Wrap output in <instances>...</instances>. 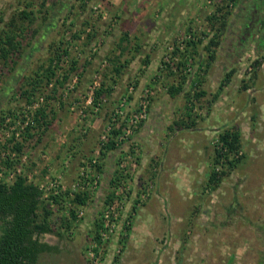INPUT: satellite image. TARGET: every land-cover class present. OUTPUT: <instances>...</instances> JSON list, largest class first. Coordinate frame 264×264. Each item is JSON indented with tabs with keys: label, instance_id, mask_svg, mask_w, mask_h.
Returning a JSON list of instances; mask_svg holds the SVG:
<instances>
[{
	"label": "rangeland",
	"instance_id": "1",
	"mask_svg": "<svg viewBox=\"0 0 264 264\" xmlns=\"http://www.w3.org/2000/svg\"><path fill=\"white\" fill-rule=\"evenodd\" d=\"M27 1L0 0V32ZM46 1L33 0L32 28L20 20L16 24L24 29L22 58H15L16 64L0 60V183L12 184L26 174L29 184L43 190L57 222L69 212L49 199L54 192L67 209L75 194L91 197L70 231L58 226L63 237H34L58 249L39 264H89L94 242L100 244V264H126L136 257L138 264H258L264 255V0L233 4L229 30L211 52L206 47L214 31L205 20L230 0H48L46 9L54 11L45 33L35 36ZM93 29L97 34L89 41ZM125 31L131 45H140L134 58L128 43L127 51L119 49ZM191 36L203 41L193 50ZM54 43L69 54L55 63L57 79L63 80L71 62L77 61L78 71L53 100L46 97L54 95L56 81L28 103L21 92L28 69L49 63ZM110 54L131 61L112 96L94 106L102 84H113ZM186 60L180 74L176 66ZM182 76L185 91L173 99L168 88ZM199 92L204 95L195 97ZM46 103L48 124L31 129L37 127L35 112ZM124 123L119 150L104 165L99 141L107 142L113 124ZM229 129L241 132L244 158L215 188L210 174L224 169L213 165L216 141ZM18 143L20 154L14 150ZM8 156L18 159L13 169L3 163ZM117 171L124 174L121 182ZM109 207L117 209L116 229L101 244L96 233L101 237ZM149 221H156L150 231Z\"/></svg>",
	"mask_w": 264,
	"mask_h": 264
},
{
	"label": "trees",
	"instance_id": "2",
	"mask_svg": "<svg viewBox=\"0 0 264 264\" xmlns=\"http://www.w3.org/2000/svg\"><path fill=\"white\" fill-rule=\"evenodd\" d=\"M47 1L42 5V11H40V13L44 17H42L40 29L34 33L35 36L38 35L39 32L41 33V31L47 26V16L51 14V10L54 11V9H46ZM238 1L239 0H230L224 4H218L214 13L205 20L210 29L214 31V35L209 41V45L206 47L207 51L211 52L212 49L215 50L221 45L225 38L224 35L230 27L228 21L233 15V10L231 7ZM33 5V0H28L26 8L18 15V17H13L11 21L7 23L6 29L0 32V60H4L6 63L13 60L14 64H16L15 58H22L18 57L22 54L23 47V44L19 38L22 37L24 29L15 27L18 20H20L22 22H26L29 28H32L35 20L33 17L35 12L30 10V8ZM262 6L264 7V4ZM43 10H45V12H43ZM1 20L3 21V19ZM17 30L20 33H18ZM45 30L46 29L43 30L44 33ZM96 34L97 33L93 29L92 33H90L88 36L89 41ZM130 37V32L125 31L120 41L119 49L123 52L127 51V47H123V45L128 43L127 45L132 46L130 49L131 58H134L136 53L140 50V45L135 47L131 45L132 40ZM191 38L195 39L189 42V48H192V50L193 48L196 49L197 46L201 45L203 42L202 40H198L193 36H191ZM135 39L138 40V38ZM59 51L60 48H56L55 43L51 44V57L48 59L49 63L42 64L37 68L28 69V75L25 77V87L21 89L22 96L25 98L26 102L32 103L34 98H39L42 96L44 90H46L47 87L56 81V85L52 91L54 92V95L46 97L48 102L49 100H53L58 88L64 87V83L67 82L69 76L78 71L77 61L71 62L70 68L66 74L63 75V80L61 81L57 79L58 68L55 67L56 64L58 63L57 65H60V61L63 58L69 56L68 50H65L62 53ZM214 58V55L210 56L211 60ZM109 60L114 63L112 69V73L114 74L112 78L113 84H102V87L96 91L93 102L94 106L99 105V102H103L102 99L105 97L112 96L114 88L119 82L118 80L120 76L123 74L131 61L127 60L125 63H123L120 56L113 58L112 54L109 55ZM144 63H149V61H144ZM187 63L188 60L181 61L180 64L176 66V69L180 74L184 70L183 68H185ZM254 65L258 66L259 61H256ZM32 66L33 64H31V67ZM235 73L236 71L233 70L230 72V74H228V76L232 77ZM171 74L173 75V73ZM226 80L227 78L224 80L223 84L227 82ZM186 82V76H182L180 80H177L176 84L168 88L169 96L174 99L180 94L184 93ZM224 86L225 85L221 86L220 91L224 88ZM202 95H204V93L201 94L199 92L195 94V97L199 98ZM218 97L219 93L216 95V98ZM48 108L49 107H47L46 103L35 112L34 120L37 127H32L31 129L34 130L35 128H41L42 126L48 124L50 116L48 113ZM4 117L2 118V123L6 120ZM188 119H191V124H196L194 121H192V117H189ZM125 127V123L121 125V127H117L116 124H113L112 130L108 135L109 137H107V142H102V140L99 141L100 144H103L101 153L102 155L99 161H102L104 165L106 164L105 160L119 150L120 143L117 142V140ZM188 127L190 128L189 124ZM31 129L29 128L27 130V134L31 132ZM29 136L32 137L30 134ZM219 142L220 149H216V158L213 162V165L216 167L223 165L222 168L224 169L223 171L217 169L213 170L210 174L209 183L214 185L215 188L222 182L223 178L230 176L232 172L239 168L244 158V156H241L242 135L239 130H225L220 135ZM2 150L3 148L0 147V151ZM14 150L20 154L23 151V144L18 143ZM223 159H225L224 162H222ZM17 160V157L12 158L8 156L3 161V163L7 168L13 169L18 164ZM98 167L99 170L102 169L100 166ZM25 175L26 174L18 175L12 184H8L6 182L0 183V264H39V261L44 254L51 252L57 253V247L41 243L38 239H34V237L45 234H58V236L63 237V232H61V230L70 231L74 227V224L78 221V210L86 207L91 197V195L87 192L75 194V197L71 201V207L67 209L63 204L65 201L63 200L64 198L62 195H52L49 199L52 200L53 204L59 206L61 212L65 210L69 212L68 217H60L59 221H61L57 222L53 220V216L56 214L55 209L51 208L48 202L44 203L43 193L34 185L29 184ZM115 176L117 178L116 180L121 182L124 174L120 171H117ZM58 226H60L61 230L57 233L56 231ZM100 227L101 221L98 220L96 223L97 230L100 229ZM96 239L98 241L100 240V234L98 231L96 233ZM258 264H264V255L263 258H260Z\"/></svg>",
	"mask_w": 264,
	"mask_h": 264
},
{
	"label": "built area",
	"instance_id": "3",
	"mask_svg": "<svg viewBox=\"0 0 264 264\" xmlns=\"http://www.w3.org/2000/svg\"><path fill=\"white\" fill-rule=\"evenodd\" d=\"M183 49V47H181ZM192 69L190 68L189 71H191ZM146 109H147V105L144 104L143 108H142V112H141V117L145 118L146 117ZM217 145V149H220V142L219 140L216 141ZM11 177L13 178L14 176L11 175ZM4 176L3 173H0V182L3 181ZM15 179V177L13 178ZM15 181V180H14ZM8 182V181H7ZM41 192L43 191L42 189H39ZM84 190V188H83ZM43 193V192H42ZM55 195H59L58 191L54 192ZM73 197V193L72 195H70ZM43 197H44V193H43ZM103 220H104V231L101 233V237H100V242L105 243L108 239L109 236L111 234H113V232L116 229V221L118 218V213H117V209L115 208H107V210L103 213ZM99 243L98 242H94L93 245H91V247L89 248V264H100L99 258H100V247H99Z\"/></svg>",
	"mask_w": 264,
	"mask_h": 264
},
{
	"label": "crops",
	"instance_id": "4",
	"mask_svg": "<svg viewBox=\"0 0 264 264\" xmlns=\"http://www.w3.org/2000/svg\"><path fill=\"white\" fill-rule=\"evenodd\" d=\"M261 26H262V27H260V30H263V29H264V25H263V23H261ZM206 133H207V132H206ZM196 135H197V133H196ZM198 138H200V137H198ZM198 148H200V147H198ZM161 190H162V187H161ZM144 211H146V209H145ZM171 219H172V218H170V220H171ZM149 220L152 222V218L149 219ZM150 221L148 222V225H149V226L147 227L148 231H150V230H151V227H153V225L156 224V221H155L154 223H151ZM169 225H170V221H169ZM142 258L144 259V256H143ZM137 259H138V258L136 257V259H135L136 262H134V261H130V260L128 261V260H127V261H126V264H136V263L138 264L139 261H137ZM132 260H134V259L132 258Z\"/></svg>",
	"mask_w": 264,
	"mask_h": 264
}]
</instances>
